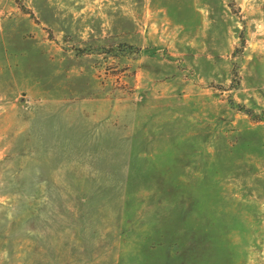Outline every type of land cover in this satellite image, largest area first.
Listing matches in <instances>:
<instances>
[{
  "label": "rangeland",
  "instance_id": "374dc122",
  "mask_svg": "<svg viewBox=\"0 0 264 264\" xmlns=\"http://www.w3.org/2000/svg\"><path fill=\"white\" fill-rule=\"evenodd\" d=\"M0 264H264V0H0Z\"/></svg>",
  "mask_w": 264,
  "mask_h": 264
},
{
  "label": "trees",
  "instance_id": "16d2710c",
  "mask_svg": "<svg viewBox=\"0 0 264 264\" xmlns=\"http://www.w3.org/2000/svg\"><path fill=\"white\" fill-rule=\"evenodd\" d=\"M130 48V46H128ZM136 49V48H135ZM261 117V116H260Z\"/></svg>",
  "mask_w": 264,
  "mask_h": 264
}]
</instances>
